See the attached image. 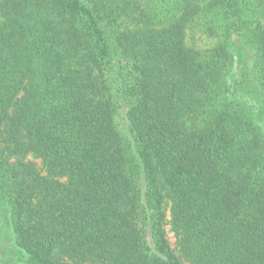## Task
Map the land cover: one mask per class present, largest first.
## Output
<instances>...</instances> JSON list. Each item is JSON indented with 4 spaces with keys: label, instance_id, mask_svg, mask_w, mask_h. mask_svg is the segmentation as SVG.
<instances>
[{
    "label": "trees",
    "instance_id": "trees-1",
    "mask_svg": "<svg viewBox=\"0 0 264 264\" xmlns=\"http://www.w3.org/2000/svg\"><path fill=\"white\" fill-rule=\"evenodd\" d=\"M0 211V264H264V0H0Z\"/></svg>",
    "mask_w": 264,
    "mask_h": 264
},
{
    "label": "rangeland",
    "instance_id": "rangeland-1",
    "mask_svg": "<svg viewBox=\"0 0 264 264\" xmlns=\"http://www.w3.org/2000/svg\"><path fill=\"white\" fill-rule=\"evenodd\" d=\"M249 58L248 55H246L245 59L247 60ZM169 216L167 214L166 220L168 221ZM6 214L5 212L0 211V250L4 252L5 256L11 257L14 260V258L18 257L20 254V251L16 248L13 242V238L11 236L10 229L6 225ZM165 229L167 230L168 233V239L171 245L174 243V239L172 234L169 231V226H165Z\"/></svg>",
    "mask_w": 264,
    "mask_h": 264
}]
</instances>
